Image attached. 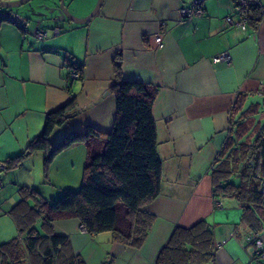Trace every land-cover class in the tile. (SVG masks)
Here are the masks:
<instances>
[{"label":"crops","instance_id":"crops-1","mask_svg":"<svg viewBox=\"0 0 264 264\" xmlns=\"http://www.w3.org/2000/svg\"><path fill=\"white\" fill-rule=\"evenodd\" d=\"M75 1L65 0L73 16L85 18L96 0ZM192 2L103 0L84 24L69 21L59 0L0 8L16 16V24L0 21V164L25 153L42 132L46 114L72 97L80 112L52 131L50 146L72 131L83 133L86 126L108 132L115 119V99L108 89L118 55L123 79L157 88L152 113L160 192L141 208L154 219L143 245L115 241L111 232L82 233L76 218L50 223L86 264H154L176 226L187 228L200 220L208 222L214 236L210 264H260L253 254L259 242L264 245V210L245 213L235 198L216 196L211 171L229 139L249 142L264 131V20L248 23L244 31L226 22V16L239 19L233 0H204L201 16L180 19V9ZM54 27L62 32L52 36ZM38 29L47 30V37H34ZM221 52L229 53L230 63L212 61ZM75 67L81 77L71 79ZM248 108L253 111L239 136L237 123H245L241 114ZM77 145L85 144L55 156L48 171L50 182L63 190L80 186L82 148ZM44 157L42 151L25 153L20 166L0 170V244L18 235L9 211L21 198L20 186L37 188L48 201L38 187L46 180ZM216 198L221 199L218 207ZM36 226L44 230L41 219Z\"/></svg>","mask_w":264,"mask_h":264},{"label":"trees","instance_id":"trees-1","mask_svg":"<svg viewBox=\"0 0 264 264\" xmlns=\"http://www.w3.org/2000/svg\"><path fill=\"white\" fill-rule=\"evenodd\" d=\"M250 11L249 23L258 24L264 18L257 7ZM74 70L81 74L79 67ZM113 71L114 81L108 90L115 99V119L108 132L86 126L83 133L72 131L50 146L52 131L75 110L72 97L46 114L42 132L28 144L25 153L45 154L44 178L55 156L73 144H85L81 185L77 190H63L53 203L34 187L20 186L21 198L9 211L18 235L0 244V264H86L73 252L67 236L50 229V223L57 219L76 218L88 234L111 232L115 241L136 248L143 245L154 219L141 208L160 192L161 160L152 113L157 88L123 79L119 55L113 61ZM237 109L238 99L232 110ZM252 111L248 108L242 112L244 122ZM237 124L240 136L247 126L246 122ZM25 153L7 160L5 167L20 166ZM211 177L216 196L235 198L245 213L264 210L260 190L264 181V131L249 142L236 144L235 138L229 139L212 166ZM39 219L43 231L36 226ZM214 256L213 232L206 220H200L187 228L176 226L154 264H210Z\"/></svg>","mask_w":264,"mask_h":264},{"label":"built area","instance_id":"built-area-1","mask_svg":"<svg viewBox=\"0 0 264 264\" xmlns=\"http://www.w3.org/2000/svg\"><path fill=\"white\" fill-rule=\"evenodd\" d=\"M203 1L204 0H193V2L188 7L181 8L179 11V18L187 19L194 16H201L203 13V6H202ZM233 1H234V11L239 15V19L232 21L231 17L226 16L225 21L228 23L235 24L242 31L246 29L247 24L250 22L252 18L250 11L252 7H257L260 10L262 16H264V1L262 0H233ZM5 20L16 24L15 14L13 13L10 14L8 11H0V21H5ZM262 20H264V18H262ZM20 27L23 30V32H28L25 24L20 25ZM61 32H62L61 28L54 27L50 33L52 36H56L59 35ZM33 35L38 39H43L47 37L48 31L45 29H38L34 31ZM212 61L217 63L218 62L230 63L231 58L228 52H221L216 56H214L212 58ZM69 77L71 79H78L81 77V74L73 69L69 72ZM3 169H5V165L0 164V170ZM260 190L262 192V195H264V181H262L261 183ZM220 205H221V199L216 198L214 200V206L218 207ZM79 230L82 233H86V229L82 225H79ZM258 244L259 246L254 251L253 259L264 264V245H261L260 242Z\"/></svg>","mask_w":264,"mask_h":264},{"label":"rangeland","instance_id":"rangeland-1","mask_svg":"<svg viewBox=\"0 0 264 264\" xmlns=\"http://www.w3.org/2000/svg\"><path fill=\"white\" fill-rule=\"evenodd\" d=\"M31 1V0H30ZM30 1H28V2H30ZM64 1V5H65V7L68 9V11L72 14V15H74L73 14V12H72V10H71V8L69 7V5H68V3L67 2H65V0H63ZM79 1L80 0H76L75 1V3H79ZM97 1V0H96ZM96 1H95V4H96ZM27 2V3H28ZM27 3H24L23 5H20V6H18V7H13V8H11V10H16L17 8H20V7H22V6H24L25 4H27ZM95 4H94V6H95ZM93 6V7H94ZM92 10V9H91ZM80 144V143H79ZM78 147H76V148H82V155H81V161L82 162H78V168L80 169V177H81V179H82V172H83V166H84V163H85V159H86V155H87V151H86V149H85V145H77ZM62 153V152H61ZM60 154V153H59ZM58 154V155H59ZM61 156V155H60ZM55 158V157H54ZM58 158V157H57ZM57 160V159H56ZM59 161H60V159H59ZM56 162V161H55ZM55 170V169H54ZM56 171V170H55ZM48 175H49V173H48ZM79 184L81 185V180H79ZM78 183L76 184V185H79ZM38 187L39 188H41V190H43L45 193H46V195H47V198H48V202L49 203H53V202H55V201H57L61 196H62V194H63V188L60 186V185H56L55 183H51L50 182V176H47V178H46V180H45V183L43 182L42 184H39L38 185ZM80 187V186H79ZM37 191H39L37 188H35ZM77 189H79V188H76V189H72V190H77ZM39 193L41 194V192L39 191Z\"/></svg>","mask_w":264,"mask_h":264},{"label":"water","instance_id":"water-1","mask_svg":"<svg viewBox=\"0 0 264 264\" xmlns=\"http://www.w3.org/2000/svg\"><path fill=\"white\" fill-rule=\"evenodd\" d=\"M28 1H30V0H0V8L18 7L20 5H23L24 3H27ZM102 3H103V0H97L96 5L94 6V8L91 10V12L85 18H76L75 16H73L68 11V9L65 7L63 0H59V8L62 11V13L64 14V16L69 21H73V22L78 23V24H84V23L89 22L91 20V18L98 12V10L100 9ZM92 105L93 104H90L89 107L92 106ZM79 112H80V110L76 109L74 112H72L70 114V116H73V115H75V114H77Z\"/></svg>","mask_w":264,"mask_h":264},{"label":"bare ground","instance_id":"bare-ground-1","mask_svg":"<svg viewBox=\"0 0 264 264\" xmlns=\"http://www.w3.org/2000/svg\"><path fill=\"white\" fill-rule=\"evenodd\" d=\"M260 264H262V263H260Z\"/></svg>","mask_w":264,"mask_h":264}]
</instances>
